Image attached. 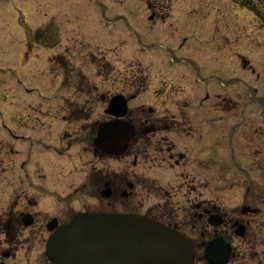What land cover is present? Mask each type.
<instances>
[{
	"label": "rangeland",
	"instance_id": "rangeland-1",
	"mask_svg": "<svg viewBox=\"0 0 264 264\" xmlns=\"http://www.w3.org/2000/svg\"><path fill=\"white\" fill-rule=\"evenodd\" d=\"M144 1L43 0L42 4H26L22 19L10 14L0 15V128L6 125L24 134L25 140L14 141L15 148L20 153L16 158L26 155L27 167L33 164L31 171L38 166L42 174H46L43 178L44 185L61 184V166L64 176L69 173L71 178L75 179L72 188L77 189L78 180L83 173L105 165L97 155L86 149L87 146L82 143L85 142L83 136L79 140L64 136L72 142L69 150L72 155L80 157V162L75 159L76 166L71 165V172H68L66 167L69 164L66 158L56 156L53 152L39 153L37 141L42 139L40 135H45L42 127L51 124L58 125L59 129L67 128L69 131L82 130L84 120L74 122L67 117V121H70L67 122L61 119L68 110L63 108L66 107L64 101L72 99L78 108L84 105V101L85 107L90 109L88 114L91 116L88 121L93 122L106 118L103 114L105 101L98 99L100 93L108 97L118 92L126 95L137 92L130 105L150 104L156 108V112H153L156 117L160 116V112L163 114L167 110L172 113L174 107L177 114L179 105L185 116L184 130L193 132L198 125L197 116L193 113L198 110L196 106L201 95L198 90L207 88L211 91L238 76L233 78L232 87L236 88L230 94H239L240 102L244 99V91L238 85L242 78L252 80V86L257 87L256 94L264 91L261 82L264 75V17L261 15L264 14V0H150L151 8H147ZM243 3H249L255 11L243 7ZM30 9L36 12H29ZM151 14L157 18L150 21ZM170 14L171 17L164 21ZM47 25L50 28L51 44L43 45L36 40V43H32L33 47L28 44V49L27 40L30 39V34L35 28ZM46 35L45 32L43 36ZM58 50L70 63L66 68L75 69V73H70L71 87L63 84L67 75L61 70V63L54 65L55 62H50L53 71L48 65V57L59 52ZM172 59L176 61L172 62ZM243 62L246 63L245 69ZM173 68L176 71L182 68L185 74L181 76H184L186 81L181 80L179 76L167 81L166 75ZM78 71L92 85L98 86L91 89L92 97L97 100L90 105L87 97L84 98L86 94H72L68 91L70 88L77 91L74 85L79 79L76 75ZM143 77H146L147 84L150 82L147 90L138 86ZM56 92V100H51L50 103L44 101L46 96L54 97ZM252 92L254 93L253 89ZM233 98L236 99L235 96ZM204 103L207 112L219 109L213 107L215 103L212 104L210 100ZM227 110L225 104L220 111L222 116L231 114ZM38 112L55 117L43 116L39 118L43 123L38 125L35 117ZM209 123H212L210 119L206 121V125ZM245 124L246 122L243 125ZM243 125L240 129L244 128ZM53 126L46 132L51 138L57 134ZM248 130L249 128L246 131ZM91 134L94 135L93 131ZM168 137L175 138L177 142H183L184 138L177 134H169ZM58 141L63 147L60 140ZM0 143H4V140L1 139ZM72 159L74 160V157ZM81 162L86 163V166H82ZM109 164V170H115L116 174H119L120 168L123 167L115 161H109ZM195 165V162L186 164L185 168L187 167L191 174L192 170H195L198 178L204 180L207 173L201 172ZM168 168L166 163L161 167L148 168L146 175L152 176L156 173L160 177L158 180L165 183L170 176L179 174L178 169L173 172L167 170ZM254 172L258 173L256 170ZM180 181L182 179H174L173 188H176L175 184ZM187 187L189 185L185 184L182 189ZM202 189H211L210 183L206 182ZM81 191H76L74 195V206L78 208H96L99 202L104 201L93 190V198L83 197ZM32 195L33 193L29 194L30 197ZM118 198L115 196L112 206L106 203L104 207L116 210L122 209V204L129 203V198ZM133 198L137 199V207L143 209L158 200L155 195L146 191Z\"/></svg>",
	"mask_w": 264,
	"mask_h": 264
},
{
	"label": "flooded vegetation",
	"instance_id": "flooded-vegetation-1",
	"mask_svg": "<svg viewBox=\"0 0 264 264\" xmlns=\"http://www.w3.org/2000/svg\"><path fill=\"white\" fill-rule=\"evenodd\" d=\"M261 101L264 103V100ZM234 105L235 100L229 98L228 106L232 108ZM142 122L148 120L139 119L135 124L139 127ZM165 122L163 126L157 124V132L162 129L165 132L180 129L182 116L179 113L176 121L175 115L167 111ZM248 128L242 134L246 147L250 150L247 153L248 164L259 165L260 174H250L248 177L231 175L226 179L218 177L217 182H226V185H215L214 191L203 190L202 180L198 181L194 174L190 175L185 171L180 175L185 180L190 179V189H158L160 184L156 180L152 181L159 199L156 205L149 208L148 216L179 229L194 240V264H208L206 247L213 240L228 248L225 260L215 262L216 264H264V122L259 121ZM197 136L207 139L202 131H198ZM217 143L216 139L214 143L209 142V145ZM139 145L145 146L143 149L146 151L147 161L154 162L164 151L177 164L185 158L182 151H176V143L173 141H169L167 145L160 141ZM139 156L140 152L133 153V167L138 163ZM21 167L22 170L16 173L9 157L0 158V264H53L44 253L45 237L48 235L47 222L56 218L58 223H62L72 215L73 195H68L60 211L58 198L53 194L48 199L36 195L30 197L27 191L28 181L35 189L41 187L37 180L32 185L33 179H28L24 163ZM209 180L212 181L213 178L210 177ZM133 182L134 178L132 181L121 180L119 194L122 192L128 193V196L133 195ZM109 184L111 186L110 181ZM125 186H129V191L124 189ZM226 187L229 189H225ZM131 206L130 203L127 205Z\"/></svg>",
	"mask_w": 264,
	"mask_h": 264
},
{
	"label": "water",
	"instance_id": "water-1",
	"mask_svg": "<svg viewBox=\"0 0 264 264\" xmlns=\"http://www.w3.org/2000/svg\"><path fill=\"white\" fill-rule=\"evenodd\" d=\"M121 127L118 121L101 125L118 134ZM49 243L58 264H186L191 251L174 231L125 215L78 214Z\"/></svg>",
	"mask_w": 264,
	"mask_h": 264
}]
</instances>
